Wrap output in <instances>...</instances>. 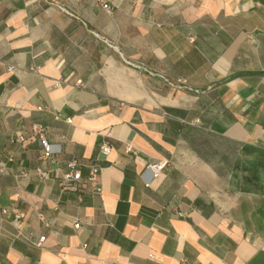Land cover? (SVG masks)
<instances>
[{
    "label": "crops",
    "instance_id": "obj_1",
    "mask_svg": "<svg viewBox=\"0 0 264 264\" xmlns=\"http://www.w3.org/2000/svg\"><path fill=\"white\" fill-rule=\"evenodd\" d=\"M116 1L0 0V264H264V0Z\"/></svg>",
    "mask_w": 264,
    "mask_h": 264
},
{
    "label": "built area",
    "instance_id": "obj_2",
    "mask_svg": "<svg viewBox=\"0 0 264 264\" xmlns=\"http://www.w3.org/2000/svg\"><path fill=\"white\" fill-rule=\"evenodd\" d=\"M95 3L102 8L105 12L108 14H113L119 7V4L117 3L116 0H94ZM64 10L66 8L63 7ZM109 45L116 47L114 44L111 42H108ZM128 63H130L133 66H136L137 68L140 69H146L143 63L139 62H133L131 60H126ZM12 69L13 66H10ZM171 85L179 87V88H189L188 85L186 84V81L183 78L178 79L176 82H170ZM32 135L37 137L39 139V142L41 146L44 148V157H49L55 150V145L51 144L46 137V128L44 126H41L39 124H34L32 127ZM17 141H24L25 138L19 134L16 139ZM100 150L104 153L110 152V146L108 145L107 142H103L101 144ZM127 152H132L133 148L131 145H128L126 147ZM14 157L9 156L7 159V162H0V175L5 173L8 169V162H13ZM79 163L77 159H72L69 162V168L67 171H65L62 175L61 178V184L62 186H69L73 183L79 182L82 179L81 175V169L78 167ZM170 165V161L168 159H161L156 162H152L146 166V172L150 174V179H146V184L151 183V179L156 178L160 172L164 170L165 167ZM89 168V179L96 182V177L98 176L101 167L97 163H90L87 164ZM31 175H36L41 179H45L48 177L49 173L48 171L43 170L42 168H35L33 171L26 170L24 168L19 169L15 176L17 178H27ZM94 189L97 191H101V187L98 185L94 186ZM181 214V213H179ZM26 218V213L23 211L17 212L14 216L13 223L17 227V231L13 233V237L15 239H19L24 241L25 243L41 248L44 244V241L46 239V236L41 234L37 237L33 235L32 232H26L25 229L23 228V222ZM37 218L45 225V226H50L49 220L46 218L43 212H38L37 213ZM73 226L75 228H79L81 226V219L79 217L75 218L73 220ZM151 257H154L153 254L150 255Z\"/></svg>",
    "mask_w": 264,
    "mask_h": 264
},
{
    "label": "trees",
    "instance_id": "obj_3",
    "mask_svg": "<svg viewBox=\"0 0 264 264\" xmlns=\"http://www.w3.org/2000/svg\"><path fill=\"white\" fill-rule=\"evenodd\" d=\"M101 144L102 143H100L99 144V147H98V149H100L101 148ZM72 159H77V161H78V163H79V165H78V167L81 169V175H82V169H87L88 170V174H89V168H88V166H87V164H90V163H96L94 160H90V161H85V160H83V159H81V158H79V157H74V158H72ZM71 159V160H72ZM89 176V175H88ZM84 177H83V175H82V179H83ZM82 179H81V181H82ZM84 180V179H83ZM80 182V181H79Z\"/></svg>",
    "mask_w": 264,
    "mask_h": 264
}]
</instances>
